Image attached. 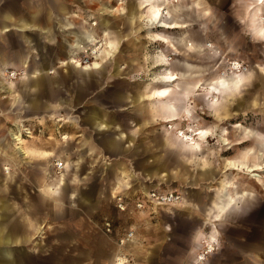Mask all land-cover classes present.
Wrapping results in <instances>:
<instances>
[{
    "label": "rangeland",
    "instance_id": "1",
    "mask_svg": "<svg viewBox=\"0 0 264 264\" xmlns=\"http://www.w3.org/2000/svg\"><path fill=\"white\" fill-rule=\"evenodd\" d=\"M59 1L69 6L78 15L71 18L72 22L78 25L81 21H84L85 29L92 31L96 39L92 43H88L86 40L79 42L77 50H75L76 59L82 64L95 62L96 55L92 54V48L94 45L97 47L101 46L97 60L99 61V70L101 72L98 74L96 73L97 70H91L97 67L98 63H94L91 69H87L90 70L88 72L79 70L81 68H75L70 62L67 63L68 59L61 63L68 45L72 43L74 38L63 43L56 41L48 43L55 48H57L58 44L63 47L61 53L57 54L55 69L48 71L47 75L57 78V81L62 77L65 79L66 83L62 85L58 94L66 97L69 102H72V105L59 108L57 107L59 101L53 100L52 104L54 106L52 105L53 107L50 110L33 113L29 110L27 97V95L34 93V89L27 85L29 79H32V74L27 73L24 75V72L29 63L40 59L39 55L36 51L31 50L30 45L32 44L30 42L17 40V36L13 34L17 33L15 29H9L3 34L0 33V49L5 54H9L10 57L14 55L15 60L20 55V59H18L20 62L17 64L13 59V66L7 68L6 72L2 74L3 79L6 81L5 83L8 85L13 83L19 96L15 100L8 98L9 95L5 91L2 93L1 97L3 99H0V149H5L9 141L11 146L13 145L17 149L18 143L11 137L13 132L15 135L21 134L24 144L28 147L33 146L38 148L40 152H48L50 154L44 158L37 156L26 161L22 160L19 161V164L18 160H16L14 168L19 170L22 176L21 181L27 182V172L34 173V176L38 178L40 177L38 174L42 173V171H47L51 179H55L56 176L65 174L64 161L67 160L69 163L72 162L71 164H74L73 167L68 169L66 174L68 185H66V190L68 193L81 192L84 187H87L86 191L89 189L98 190L101 185L98 186L97 178L107 177L108 175L107 169H103L100 164L102 150L97 145L102 133L100 130L90 129L86 121L89 118L90 111L104 110L106 112L107 110H114L115 112L113 113L116 114V119L125 121L128 129L140 131L135 134V142L137 141L138 143L147 131L149 133L152 131L153 134L162 139L165 147L155 151L148 160L150 163L163 161L164 164L168 165L170 174L172 173L171 180L168 181L167 179V184L164 183L163 186H160L161 188L165 190L172 188L180 194L181 188L189 189L190 191H206L207 194H205L207 196L201 195L199 202L201 204H210L215 195L213 189L222 177L226 179L228 188L233 187L235 191L243 196L250 193L255 195L254 205L248 207L245 214L229 210L224 218L225 220L216 223L219 232L218 246L207 256L206 263L209 264L213 257L222 256L225 259L232 260L233 264L240 262L264 264V39H259L258 36L252 35L250 25H246L245 13L249 0H179L182 11L177 16V20H182L181 23H183L185 20L182 18L184 17L189 20L190 24L188 25L190 26L185 27L187 22H184V25L179 27L181 24L178 23V26L174 25L177 27L165 29L163 32L178 38V36H182L183 30L175 29L185 27V39L186 41L189 40L190 44L187 41L186 44L188 46L185 44V47L178 48L180 56H176L173 53L174 49L169 44V46H166L167 43L154 39L153 36L148 34L147 23L142 20L141 14L149 8L140 11L138 3L141 0H138L137 4L134 3L138 9L136 10V19L138 20L131 25V28L124 25L123 18L125 13L122 12L127 8V4L132 3L133 0ZM152 2L157 1L152 0ZM101 3L111 5L114 8V11L108 15L109 17L104 16L106 21L112 23L111 20L115 17V22L116 24L118 23L116 30L121 34V37L124 36L125 30L128 32L125 37L117 42L115 53L109 48L108 41L104 39L105 32L99 26V20L95 19L98 14L97 11L102 6ZM134 5L132 4L128 9L135 7ZM122 8L124 9L123 11ZM128 9L127 12H129ZM148 13L150 14L151 12L148 11ZM203 19L206 20L203 21ZM141 26L143 29H140ZM152 30L154 33H158L161 29L155 27ZM101 35L103 36L101 37ZM191 42L195 44L204 43V46L201 50L197 49L194 54H188L187 48L192 46ZM209 45H212L211 49L208 47ZM105 47L110 51V56L104 53L107 52ZM164 55L167 62H170L171 59L182 60L181 58L185 57L191 60V63L202 67L201 83L197 84L193 88V93L189 94V103H187V100H180V102H173L176 105H172L166 104L167 102L163 99H155L153 97L152 91L154 92L156 88L152 85L153 77L161 71L164 72V66L167 64L152 68V60L159 59ZM111 56L113 57L111 58ZM232 62H237L240 67L238 69H230ZM24 64L26 67H24ZM3 67L4 65H0V69H3ZM82 68L86 69V67ZM243 74H245L246 79L242 77ZM217 77L223 79L224 85L214 83L213 79ZM187 82L190 85L195 81L179 80L174 84L186 89ZM156 83L158 84V89L162 90L161 83ZM139 85L143 92V98L146 96L144 98L145 101L143 100L141 104L133 105L129 97L132 96ZM213 85L216 87L215 90L211 88ZM120 92L125 94V98L119 101L116 98H118V93ZM181 93L183 96H187L185 91ZM5 95L8 96L4 98ZM179 95V93L170 92L166 95V98L176 99ZM114 99H116V104L112 101ZM212 99H214V102ZM75 101L79 102V104L74 105L73 102ZM215 101L219 102L220 105L215 106ZM98 103L100 106H97ZM213 103L214 105H212ZM187 108L191 110H189L190 114L188 116L185 114L182 118L180 113L184 115L183 111ZM154 112L158 116L163 115L160 119L162 123H159V120H152ZM168 114H175L177 120L168 121L170 119L167 116ZM131 116L133 119L129 118ZM171 123H175V126L171 125ZM171 126L173 127L171 128ZM201 130L211 131L210 135L202 139L198 133ZM182 132L187 137L189 136L187 141L181 140L180 134ZM154 137L152 136L147 140L156 139ZM90 142L97 151L88 152L86 155V150L90 149L87 143ZM194 143H198L199 148H201L198 153L204 152L199 156H203L205 159L203 157L199 159L210 163L212 177L199 174L191 164L185 162L184 157L176 150L182 149L194 152L195 150L192 148ZM11 148L9 147V149ZM20 154L23 155L21 152ZM132 160V162H137L138 159ZM1 161L2 159H0ZM127 162L130 163L131 161ZM33 163L38 165H33ZM58 163H62L63 168H59L57 166ZM9 165H11V162H9ZM131 170H133L131 173L134 174L135 168ZM177 170L180 172L179 176L176 175L178 173ZM141 174L137 173L134 179L137 177L142 179L143 176ZM128 178L130 177L123 179L126 181ZM184 178H190L193 182L197 179V184H189L188 180L184 182ZM129 180L134 183L131 178ZM154 181L156 182V179H153L152 182L154 183ZM117 185H113L115 186L113 191L115 193L123 189L121 184ZM203 185L208 186L203 188ZM111 187H103L104 199L101 201L99 208L103 214H109L112 217V224L114 222L115 225L118 223L117 230L119 233L115 236L113 235V230L111 234H105L103 230H98L95 233L92 228L89 229L93 225L90 222L98 221L99 218H90L86 220V223L75 224L76 218L71 213L73 210H78L79 203L75 200L66 201L64 199L61 203L59 201H52L51 203L53 211H58L57 207L60 204L64 208L67 207L66 209L69 210L66 214L68 218L58 219L53 216L50 220L44 219V211L48 207L44 208L42 204L40 205L38 197L34 195L36 192L34 188L27 186L23 193H27L30 190L32 197L28 202L20 201L21 208L30 209V211L34 212V216H41L39 221H46L41 226L35 240H53L56 234H59L57 225L59 222L64 221L68 223V237L73 242L72 245H77L78 247H84L81 245L84 243L90 245L91 243H96L98 245L103 240L104 243L103 241L101 242V248L95 253V256L99 258V264H112L117 255L116 239L118 237L129 231H132L134 235L138 234L137 236L141 239L159 236L160 232L154 230L160 221L157 218L158 215L155 216L156 212L159 211V207L149 210L147 208L139 209L135 205L136 211L149 210L146 213L148 214L147 216L142 218L141 221H136V219L123 213L126 208L124 211H120L117 208L120 211L118 212L110 203L108 193L112 190ZM100 188L102 189V187ZM145 192V190H140L135 200L137 197L141 198ZM227 194L232 196L233 191L229 190ZM117 196L123 197L124 195L118 192ZM181 200L184 201L185 197H182ZM161 214L163 222L182 223L183 226L181 225L180 232L186 239L181 241L180 257L182 260L180 264H192L194 253H191V250L196 246L194 245V233L200 227H203L205 234H208L209 231V227L202 224L204 221L203 212H197L196 210L188 212L183 209H176L174 214L175 216L178 215L173 218L165 214V210L160 212L159 217ZM72 215L73 217H70ZM136 222H141L140 231H138V228L135 230L136 234L133 228L126 231L128 227L136 224ZM190 240L191 242H189ZM129 244L125 251L128 264H138L140 261L138 254L141 253L137 248L130 247ZM82 251L75 249L73 246V249H69L68 253L77 255V253L82 254ZM84 252L88 256L91 251L88 252V249H85L83 254Z\"/></svg>",
    "mask_w": 264,
    "mask_h": 264
},
{
    "label": "crops",
    "instance_id": "2",
    "mask_svg": "<svg viewBox=\"0 0 264 264\" xmlns=\"http://www.w3.org/2000/svg\"><path fill=\"white\" fill-rule=\"evenodd\" d=\"M131 1V0H130ZM136 0H133L132 3L127 4V8L125 10L122 8V13H125L123 18V23L128 28H131V25L136 23L138 19L135 17L137 16V12H134L137 9V6L134 5ZM109 2V1H108ZM143 3V0H141ZM140 2V3H141ZM139 3V4H140ZM249 4L246 7V15H245V21L246 25L249 26L250 18L248 14H250L252 8L250 9V5H252V0H249ZM134 5L135 7H131L133 9H128L131 5ZM171 5L169 2L163 3V7H167ZM101 8L97 11L98 14L95 17V19L99 20V26L102 27V30L105 32L104 39L105 41H108L109 48L113 50L115 53L117 50L116 44L118 41H120L123 37H125L128 32L125 30L124 36L121 37V34L117 32L116 27L117 24L115 22V17L110 21H106V17L109 14H111L114 11L113 6L107 5L105 3H101ZM141 5V4H140ZM139 5V10L142 11ZM127 9L129 12H127ZM150 11V8L146 10V12ZM128 13H130L128 15ZM132 13V14H131ZM135 15L134 18H132V15ZM260 14H264V12H260ZM78 16L76 13L73 12V10L67 6L66 4L62 3L59 0H0V33L3 34L9 29H15L17 33L15 36H17V40L21 41H28L30 42L31 50H34L39 55L38 61H32L27 65V69L24 72V75L32 74V79H29L28 86L32 87L34 89L33 94L27 95L28 97V105L29 110L33 113H36L38 111H46L47 109L50 110L54 105L52 104V101H59L58 106L59 108H64L65 106L72 105V102H69V100L66 97H62L60 94H58L62 87V85H65L66 81L62 77L60 80L57 81V78L48 76V71H52V69H55V63H57V54L61 53V49H63L62 45L58 44L57 48H55L53 45H49L48 43L51 42H59L63 43L64 41H68L72 38L74 40L72 43L68 45V48L66 50V53H64V59L61 61L63 63L72 53L77 50V45L79 42H82L83 40H86L88 43H92L95 41L94 34L92 31L85 29V23L84 21H81L78 25L74 24L71 20V18ZM244 16V14H243ZM102 17V18H101ZM109 17V16H108ZM184 22L187 24L186 26H190L188 24L189 20L184 18ZM206 19H203V21ZM195 21V20H194ZM177 22L183 26L184 22L178 21ZM249 24H248V23ZM143 23V22H141ZM140 25V23H139ZM176 28L175 30H183L182 36L185 34L184 28ZM250 27V26H249ZM248 27V28H249ZM140 29H143L141 26ZM251 29V27H250ZM107 32V33H106ZM251 34L253 35L254 32ZM186 35V34H185ZM103 35H101L102 37ZM254 36H257L254 34ZM120 37V38H119ZM181 37V36H178ZM261 37V38H260ZM258 36L259 39L264 38V36ZM189 41V40H187ZM46 42V43H43ZM190 43V41L188 42ZM206 43V42H205ZM174 48L179 47H185V46H178V44L173 43H167L166 46L169 45ZM191 47L187 48V53L194 54L197 49H202L204 46L203 44H195L194 42H191ZM107 50V47H105ZM196 49V50H195ZM179 50V49H178ZM194 51V52H193ZM110 51L107 50V52H104L107 56ZM113 53V54H114ZM173 54V53H172ZM14 55L9 56V54H5L0 49V65H4L3 68L7 69L9 67L13 66V57ZM190 56V55H189ZM20 55H18L17 60H15V63H19L20 61L18 59ZM165 55L161 56L159 59L156 58L152 60V68L159 67V65H164L165 68H168V63L165 61ZM11 58V59H10ZM110 58V57H109ZM112 58V56H111ZM100 59V58H99ZM98 60V56L96 57L95 63H98L97 67L94 68V70H97L96 73H100V64ZM10 65V66H9ZM155 65V66H154ZM24 67L26 65L24 64ZM164 68V69H165ZM2 70L0 69V99H3L1 96L3 95V90L1 89L3 84L6 82L2 75ZM84 72H88L90 70H84L79 69ZM93 70V69H92ZM208 70V69H207ZM162 72V71H161ZM160 72V73H161ZM54 73V72H53ZM204 76V75H203ZM202 76V77H203ZM200 77H194L193 80L199 79ZM204 78V77H203ZM205 82V79H204ZM185 83V82H184ZM181 83V84H184ZM7 87H11L14 91L13 95H9L8 98H13L16 100L18 98V92L15 88V86L12 84H7ZM187 86L189 83H186ZM11 85V86H10ZM139 87V88H138ZM140 85L136 88L138 89V92H140ZM136 89V90H137ZM136 90L130 96V100L133 103V105L141 104L143 100L145 101V97L141 100L138 99L135 95ZM148 92V91H147ZM187 94V103H189ZM128 97V96H127ZM125 98V94L120 92L118 93L117 100H122ZM153 98V97H152ZM116 99L112 100L116 104ZM76 100V99H75ZM173 102H180V101H173ZM173 102H167L166 104H172ZM119 103V102H118ZM74 105H78L79 102L75 101L73 102ZM150 104V103H149ZM53 105V106H52ZM122 105V104H120ZM176 105V104H175ZM97 106H100L98 103ZM119 106V104H118ZM187 110L183 111L184 115L180 113V116H185ZM191 111V110H190ZM114 110H107L106 112L103 110L93 111L89 112V118H87V125L92 130L101 131V139L97 142V145L99 146V149L102 150L101 152V166L103 169H107V177H101L97 178L98 182V190H87V187L83 188V191H75L73 193L67 192V181H66V174L68 172V169L73 167L74 164L69 163L67 160L64 161V168H65V174H60L56 176L55 179H51L49 176V173L47 171H42L40 174H38V178L34 176V173H28L27 172V182L21 181L22 176L17 168H14V164L16 163V160L19 161L22 160H28L32 157H47L50 154L48 152H40L38 148L36 147H28L24 144L25 148V155H21L19 151L14 149V146L9 141V144L5 146V149H0V159L2 161L0 162V264H99V258L95 256V253L101 248V242L96 245L91 243L90 244H81L84 247H78L77 245H72V241L69 240L68 237V223L61 221L57 225L59 228V234H56L55 238L53 240H35L36 235L39 233V230L41 226L46 221H39L40 217L34 216L32 211L30 209L21 208L20 201H30L32 197V193L29 190L27 193H23V190L27 189V186L29 188H34V195L38 197V202L42 206L48 207L46 211H44L43 217L44 219H52V217H56L58 219H62L64 217L68 218L67 210L64 208L61 204L57 207L58 211H53L52 209V201L56 202H62L64 199L66 201H77L78 204V210H73L71 213L75 216L76 221L75 224H81L86 223V220L90 218H99L98 221L90 222L92 223V230L97 233L98 230L102 231L104 223L109 221L112 224V217L109 214H103L101 212L100 204L101 201L104 199V189L105 186H112V190H110V193H108V200L110 203H112L113 207L120 212L116 207V201L115 197L117 196L118 192L123 193L124 202L126 205L125 213L126 215L131 216L132 218L136 219V221H141L142 218L147 216L149 210L145 211H136L135 209V203L138 200H135V197L139 195L138 193L140 190L146 191H152V190H159L161 192H167L170 190H173L172 188H169L168 190H165L164 188H161L160 186H163L164 183L167 184L168 181L172 178V173L169 172L168 165L164 164L163 161H157V162H148L150 159V156L155 153V151L163 149L164 143L161 138L157 137V135L153 134L152 131H147V133L143 134V138H141L140 141L135 142V134L136 130H131L127 128V124L124 121L117 120L116 114L113 113ZM87 116V117H88ZM168 118H176L175 114H168ZM163 117L161 114L160 116L157 115V113L154 112L153 115V121L159 120V123H162L160 119ZM133 119V117H129ZM183 118V117H182ZM146 122V121H144ZM157 123V122H155ZM144 124V123H143ZM142 124V125H143ZM171 125L175 126V123H171ZM178 125V124H177ZM176 125V126H177ZM138 131L137 133H139ZM142 133V132H141ZM9 134V133H8ZM151 134V135H149ZM152 136H155L156 139H150ZM68 138V136H67ZM137 143V144H136ZM10 145V146H9ZM87 146L90 147V149L86 150L87 153L96 152L97 149L94 147L93 144L87 143ZM160 148V149H159ZM179 151V153L184 157L185 162L191 164L198 172L199 174L206 176V177H212L213 174L211 172V167L209 162L201 161L199 158H202L199 156L202 153H194L190 152L188 150H182V149H176ZM47 155V156H46ZM204 158V157H203ZM132 159H138L137 162H132ZM205 159V158H204ZM13 161V162H12ZM127 161H131L128 163ZM9 162H11V165H9ZM15 162V163H14ZM206 164V165H205ZM33 165H38L37 163H33ZM10 168L11 172H10ZM135 168V173L132 174L131 172ZM178 171V170H177ZM137 173H142L143 180L141 178L134 179V176L137 175ZM122 174V177H121ZM177 176L180 175V172L176 173ZM124 176V177H123ZM125 177H130L134 183H131L129 180L130 178L126 179V181L123 179ZM189 177V176H188ZM40 178V180H39ZM170 178V179H169ZM153 179H156V182H152ZM184 182L188 180L189 184H197L196 180L193 182L191 179L184 178ZM226 179H223L222 177L220 180L216 183V186L214 187L213 191L215 193L214 198L210 202L209 206L207 207V203L201 204L199 202L200 196H207L206 191H190L189 189L181 188V198L185 197V200L180 202L178 205H168V206H161L159 207L160 212H164L165 214H168V216H172L173 218L175 216L174 211L177 210H185V211H194L197 212H203L204 221L203 225H207L209 227L208 234H205L203 231V227H200L196 230L194 233V245H196L194 248H192L191 253H194V259L193 264L195 262L196 254L205 249L207 246L213 247L214 249L218 246V236L219 232L216 226V223L222 222L225 219V216L229 212V210H233L237 213H244L247 211L246 209L248 207H251L255 203V195L253 193L247 194L246 196L239 194L237 191L233 189V187L228 188V183L225 181ZM148 181V182H147ZM101 182V183H100ZM100 183V184H99ZM137 183V184H136ZM118 184L119 186L123 187L120 191L117 193L113 192L115 189V186L113 185ZM127 184V185H126ZM131 184V185H130ZM67 185V186H66ZM96 185V183H95ZM125 186H130L129 188ZM193 186V185H191ZM208 186V185H207ZM206 185L202 186L203 188L207 187ZM102 187V189L100 188ZM168 187V186H167ZM196 188V187H192ZM163 189V190H162ZM229 190L233 191V195L231 198H228L227 192ZM206 193V194H205ZM205 198V197H204ZM206 200V199H205ZM156 212L155 216L158 215L157 218H159V224L157 227L154 228L155 231L160 232V235L156 238H140L137 235H134L130 242V247H135L137 250L141 253L138 254L140 257V261L138 264H180L181 262V248L182 239H186L184 236H182V233L180 232L182 223H166L163 222L162 214L160 215V212ZM168 211V212H167ZM221 212V213H220ZM70 213V214H71ZM151 213V212H150ZM40 214V213H39ZM36 214V215H39ZM152 214V213H151ZM70 216V217H73ZM178 215V214H177ZM176 215V216H177ZM175 216V217H176ZM193 220V219H192ZM197 222V221H196ZM113 225V235L115 236L118 232L117 227L118 223L115 225V222ZM115 225V226H114ZM141 225V222H136V224H133L132 226L128 227L126 229H134L138 231ZM177 225V226H175ZM94 226V227H93ZM137 226V227H136ZM183 226V225H182ZM136 234V231H135ZM93 242V240H92ZM191 242V240L189 241ZM104 243V241H103ZM93 244V245H92ZM73 246L77 250H85L88 249V252H90V255L87 256V254L82 251V254L77 253L76 254H69L68 250L73 249ZM58 251V252H57ZM212 253V252H211ZM210 253V254H211ZM209 255V254H208ZM111 257V256H110ZM108 257V258H110ZM205 264L206 261H205ZM209 264H233V261L225 259L224 257H213L209 261ZM237 264V263H236ZM238 264H249V263H238Z\"/></svg>",
    "mask_w": 264,
    "mask_h": 264
},
{
    "label": "bare ground",
    "instance_id": "3",
    "mask_svg": "<svg viewBox=\"0 0 264 264\" xmlns=\"http://www.w3.org/2000/svg\"><path fill=\"white\" fill-rule=\"evenodd\" d=\"M157 2H152V0H143L142 7L141 9H146V8H150V14L148 12H142L141 14V18L143 21H145L147 23V32L148 34H150L151 36H153L154 39H158L161 40L163 43H175L178 44V46H184L187 41H186V35L175 38L174 36H171L170 34H166L165 29H173L174 27H177L178 22H177V16L180 14V12L182 11V6L179 4V0H155ZM165 2H169L171 5L167 7H163V3ZM182 4V2H181ZM249 4V3H248ZM250 9L252 8L250 14H248L249 18H250V27L252 29V31L254 32L255 35L257 36H264V14H260V12H264V0H252V5H250ZM133 9V8H131ZM136 12V11H134ZM132 14V13H131ZM135 15L133 13L132 18H134ZM102 18V17H101ZM136 18V17H135ZM138 18H140L138 16ZM184 19V17L182 18ZM144 22V24H145ZM96 24V22H95ZM177 25V26H174ZM160 28L161 30L157 33H154L152 29L154 28ZM180 27V26H179ZM154 33V34H153ZM253 34V35H254ZM255 38V37H253ZM261 38V37H260ZM152 39V38H151ZM256 39V38H255ZM264 39V38H262ZM96 40V39H95ZM259 40V39H257ZM157 41V40H156ZM95 42V41H94ZM190 44V43H189ZM80 45V44H79ZM187 45V44H186ZM78 46V45H77ZM188 46V45H187ZM210 49L212 48V45L208 46ZM101 46L97 47L96 45H94V47L92 48V54L96 55V57L98 56V52L100 50ZM180 48V47H179ZM187 48V47H186ZM196 50V49H195ZM106 51V50H105ZM174 54H176V56H180V52L177 48H174L173 50ZM204 51V50H203ZM194 52V51H193ZM72 53V52H71ZM186 53V52H185ZM110 56V55H109ZM76 52H74L72 55L70 54V56L67 58L68 62H70L75 68H81L82 67H86V69H91L92 66L94 65V61L89 64L87 62H85V64L80 63L79 60L76 59ZM95 57V59H96ZM113 57V56H112ZM181 58V57H180ZM182 60H172L170 62H167V60H165L168 63V68L163 69L164 72L156 74L153 78V83L152 85L155 88L154 92L152 91V95L155 99H163L166 102H173V101H180V100H187L185 96L182 95V91H185L187 94H191L193 93V88H195L197 86V84L201 83L200 80L201 78H199V80H194L195 82L193 84H190L187 86L186 89H182L179 86H177L178 84H174L179 80H193L194 77L198 76L200 77L202 75V67L200 65H197L195 63H191L189 59L187 58H181ZM97 64V63H96ZM166 64V63H165ZM164 64V65H165ZM10 66V65H9ZM96 66V65H95ZM155 66V65H154ZM165 67V66H164ZM240 66L239 64L236 62H232L230 64V69H238ZM96 68V67H95ZM155 68V67H154ZM4 70H2V74H4L6 72V69L3 68ZM119 69V68H118ZM92 70V69H91ZM94 70V69H93ZM51 71V70H50ZM1 74V73H0ZM223 76V75H222ZM239 77V76H238ZM241 77V76H240ZM244 79L245 78V74H243L242 76ZM242 78V79H243ZM233 79V78H232ZM214 83H219L220 85H224V81L223 79H220L219 77L214 78ZM232 81V80H230ZM229 81V82H230ZM156 82H160L161 86H162V90L158 89V84ZM12 83V82H11ZM10 84V83H9ZM203 85V84H202ZM230 85V84H229ZM228 85V87H229ZM244 85V84H243ZM11 86V85H10ZM226 86V85H225ZM236 86V85H235ZM227 87V86H226ZM234 87V86H232ZM237 87V86H236ZM139 88V87H138ZM212 89H216V87H211ZM3 91H5L8 95L12 94L14 91L13 89L10 87H7V85L4 83L2 88ZM137 89V88H136ZM135 89V90H136ZM157 90V91H156ZM234 90V89H233ZM140 92H138V89L136 90V92H138V94L136 93V97L138 99H143V92L141 90L140 87ZM170 92H174V93H179L180 95L178 96V98L176 99H167L166 95ZM204 92V91H203ZM8 95H5L4 98H6ZM13 95V94H12ZM213 95V94H212ZM189 96V95H188ZM11 98V97H10ZM14 98V97H13ZM214 98V97H213ZM218 98V97H216ZM215 98V99H216ZM214 102V99H212ZM217 100V99H216ZM218 101V100H217ZM222 101V100H221ZM157 102V101H156ZM211 102V101H210ZM216 102V101H215ZM163 103V102H161ZM176 104V103H175ZM211 105V104H210ZM214 105V103L212 104ZM220 103L216 102L215 106H219ZM177 108V107H176ZM213 109V108H212ZM189 110H187L186 112V116H188ZM191 117V116H190ZM177 118L172 117L171 119H169L168 121H176ZM180 121V119H179ZM173 126H171L172 128ZM167 129V128H166ZM170 129V128H169ZM211 132V131H210ZM210 132L208 130H201L199 133V135L202 137V139H205L208 137V135H210ZM180 133V132H179ZM181 135V140H186L188 139L187 135L184 134L183 132L180 134ZM179 136V135H178ZM198 136V135H197ZM11 137L14 141H16L18 143V147L17 149L19 150V152H21L23 155H25V148L24 146V140L21 138V134H13V132L11 133ZM195 137V136H194ZM180 139V138H179ZM196 139V138H195ZM201 140V139H200ZM198 141V140H197ZM204 141V140H203ZM13 143V142H12ZM189 143V142H188ZM187 143V144H188ZM182 144V143H181ZM16 146V145H15ZM12 147V146H11ZM199 144L198 143H194V147L193 150H195L194 152H200L199 148ZM15 149V148H14ZM16 149V150H17ZM189 149V148H188ZM17 150V151H18ZM241 163V162H240ZM206 165V164H205ZM248 168V167H247ZM248 171V170H247ZM228 198H231V195H228ZM181 202V201H180ZM180 202L172 204V205H178L180 204ZM170 205V206H172ZM221 213V212H220ZM214 248L213 247H209L207 246L205 249L199 251L196 254L195 257V262L194 264H205L206 261V257L208 254H210L211 252H213ZM120 262H123V258L119 259ZM120 264V263H118Z\"/></svg>",
    "mask_w": 264,
    "mask_h": 264
},
{
    "label": "built area",
    "instance_id": "4",
    "mask_svg": "<svg viewBox=\"0 0 264 264\" xmlns=\"http://www.w3.org/2000/svg\"><path fill=\"white\" fill-rule=\"evenodd\" d=\"M57 166L59 168H63L62 163H58ZM116 207L120 211H124L126 208V205L124 203V199L122 196H116ZM181 201V194L177 191H170V192H161L159 190H152L148 193H143L141 198H138L137 202L135 203L136 207L139 209L147 208L149 210L158 208L161 206H168L175 203H178ZM103 231L105 234H111L113 230V225L111 222L107 221L104 223ZM134 233L132 231L127 232L121 237H118L116 239V245H117V255L114 258V261L112 264H128V260L125 257V251L128 247V244L131 242V239L133 238ZM208 256V255H207ZM123 258V262H120L119 259ZM207 259V257H206ZM193 264V262H192Z\"/></svg>",
    "mask_w": 264,
    "mask_h": 264
}]
</instances>
